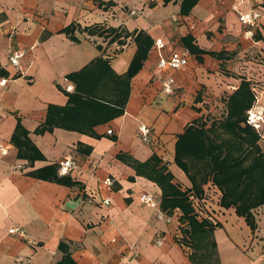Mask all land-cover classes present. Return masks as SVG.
<instances>
[{
  "label": "crops",
  "instance_id": "obj_1",
  "mask_svg": "<svg viewBox=\"0 0 264 264\" xmlns=\"http://www.w3.org/2000/svg\"><path fill=\"white\" fill-rule=\"evenodd\" d=\"M108 1L0 0V67L6 72L0 79H7L0 83V264L55 263L63 257L62 241L77 264H264V205L254 211L253 228L219 198L204 202L209 210L196 211L200 219L219 222L213 232L216 245L207 257L193 254L182 211L162 209L159 185L123 158L146 161L156 153L175 181L190 186L175 162L177 135L184 127L215 109L225 113L226 96L244 77L256 93L254 105L264 112V0H198L187 14L181 13L182 0ZM246 15L250 21L241 19ZM72 24L77 39L64 31ZM94 26L116 27L120 39L126 29L153 39L130 79L124 112L97 123L95 134L62 126L36 132L49 105L68 104L75 91L70 73L98 56L109 60L116 75L128 71L138 48L135 38L120 43L108 32L84 30ZM187 34L206 52L199 57L190 52L182 41ZM13 49L24 50L19 67L10 63ZM176 50L186 53L189 63L160 67V59ZM212 51L231 56L224 59ZM169 75L175 78L174 93L163 90ZM96 81L87 86L90 92L119 96L114 94L118 86ZM140 124L150 126L149 141L140 137ZM31 143L42 157L25 156L22 150ZM68 155L77 165L57 175L72 183L37 174ZM109 176L112 184L105 182ZM143 191L154 193L156 203L143 202ZM161 211L165 218L158 217ZM13 226L21 231L11 232Z\"/></svg>",
  "mask_w": 264,
  "mask_h": 264
},
{
  "label": "trees",
  "instance_id": "obj_2",
  "mask_svg": "<svg viewBox=\"0 0 264 264\" xmlns=\"http://www.w3.org/2000/svg\"><path fill=\"white\" fill-rule=\"evenodd\" d=\"M171 0H164L165 3ZM198 0H182L181 13L187 14ZM112 0L107 4H113ZM76 25L72 24L64 29L71 38L77 39L74 32ZM90 33L112 34V40L119 39L125 43V38L132 36L138 44L135 56L128 71L123 76L116 75L108 59L98 56L79 71L69 74L75 81V91L70 93L68 104L58 106L51 104L45 122L37 127L36 132L52 130L55 126L78 129L89 134H95L94 126L110 120L124 112V106L130 91V79L142 67L143 60L153 44V39L144 31L123 30L124 39H120L122 32L116 27L103 28L101 26L87 27ZM184 45L198 57L206 52L200 47L191 34L182 37ZM211 54L229 58L225 52H210ZM223 66V65H222ZM0 74L6 72L0 67ZM108 80L114 88L118 86L119 96L90 92L87 86L96 80ZM122 95V97H121ZM256 101L251 80L242 78L239 86L225 98V113L219 118L199 117L187 124L177 135L175 162L185 171L190 186H182L175 181L173 172L167 162L156 153L146 161H139L133 157H123L131 162L138 174H142L161 189V207L171 213L180 209L181 222L185 223L183 231L187 235L186 242L193 247V254L203 257L210 255V247L216 243L213 232L216 225L207 218L200 219L197 209L209 210L201 200L219 198L225 207L233 206L239 215L256 227L255 209L264 205V147L260 143L261 134L248 123V112ZM210 121V122H209ZM72 122V123H70ZM27 133V132H26ZM31 159L42 157V153L31 143L30 147L22 150ZM58 165H51L38 175L72 183L65 177L57 175ZM198 198L195 204L192 200ZM217 200V199H215ZM60 248L63 257L52 264H77L72 256L70 247L62 241ZM208 264V263H206Z\"/></svg>",
  "mask_w": 264,
  "mask_h": 264
},
{
  "label": "built area",
  "instance_id": "obj_3",
  "mask_svg": "<svg viewBox=\"0 0 264 264\" xmlns=\"http://www.w3.org/2000/svg\"><path fill=\"white\" fill-rule=\"evenodd\" d=\"M134 12V11H133ZM255 16H257V14H255ZM241 19H243L244 21H250V16L246 15V16H241ZM157 44L159 46H162V39H158L157 40ZM24 55V50L22 49H13L10 52V63L12 65H15L17 67L20 66L21 64V58ZM189 63V57L186 53L181 52V51H173L170 55L168 56H164L160 59L159 61V66L162 68H178L181 66H185ZM7 81L6 78H1L0 79V83L1 84H5ZM174 84H175V78L172 75L167 76L164 80H163V90L167 93H174ZM68 89H73V85H69ZM248 123L251 124L258 132H260L261 137L264 138V112H263V108L257 104H255L248 112ZM139 135L140 137L144 140V141H149L150 139V132H151V128L150 126H148L147 124H140L139 128ZM108 133H113V129L109 128L108 129ZM2 148V151L4 152V148ZM77 165L76 160L68 155L65 156L62 160H60L59 162V173L61 175H65L68 174L69 171L75 167ZM105 182L107 184H112L113 183V178L112 177H107L105 179ZM140 198L143 202L148 203V204H155L157 201V198L155 196L154 193L148 192V191H143L140 194ZM91 201V200H90ZM203 203L207 201L206 197H203L201 200ZM200 201V202H201ZM104 203H110V199L109 198H104L103 199ZM200 202H198L200 204ZM207 206V205H206ZM208 207V206H207ZM158 217L159 218H165L166 215L164 214V212H159L158 213ZM11 232H16V231H21V229L18 226H13L12 228H10ZM157 243L158 244H162L163 241L161 238L157 239ZM264 254V248H263V252ZM125 264H130L129 262L125 263Z\"/></svg>",
  "mask_w": 264,
  "mask_h": 264
},
{
  "label": "rangeland",
  "instance_id": "obj_4",
  "mask_svg": "<svg viewBox=\"0 0 264 264\" xmlns=\"http://www.w3.org/2000/svg\"><path fill=\"white\" fill-rule=\"evenodd\" d=\"M222 108L221 109H215L214 111L208 113V117L210 118H213V117H221L223 114H222ZM260 141H261V144L262 146L264 147V138H260Z\"/></svg>",
  "mask_w": 264,
  "mask_h": 264
}]
</instances>
